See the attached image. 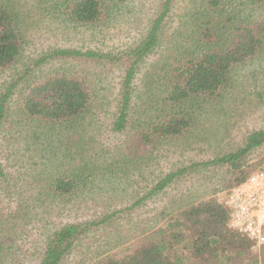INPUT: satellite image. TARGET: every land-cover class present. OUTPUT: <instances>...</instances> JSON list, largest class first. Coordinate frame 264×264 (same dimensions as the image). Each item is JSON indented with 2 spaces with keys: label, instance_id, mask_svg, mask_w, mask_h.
I'll return each mask as SVG.
<instances>
[{
  "label": "trees",
  "instance_id": "16d2710c",
  "mask_svg": "<svg viewBox=\"0 0 264 264\" xmlns=\"http://www.w3.org/2000/svg\"><path fill=\"white\" fill-rule=\"evenodd\" d=\"M50 1L51 4L47 0L24 3L23 0H0V72L22 57L27 44L22 30L26 23L24 12L20 10L23 4L32 2V8L40 14L36 20L44 21L47 17L50 22L66 28L100 30L125 2ZM159 3L157 13L148 18L145 32L126 49L112 53L74 47L49 48L0 85V195L3 198L15 194L14 200L19 201L17 208L22 206L24 201L20 198L24 196L31 208L46 199L60 204L76 195L82 181L88 182L91 178L96 182L105 177L104 173H85L87 164L84 162L80 167L71 168L69 173L58 170L63 167H60L63 155L56 156L54 164L52 162L63 140L61 137L69 138L72 144L71 137L77 134L76 130L108 105L106 94H101L105 89L99 77L73 64L109 63L121 70L111 131L123 133L120 146L128 162L150 156L159 141L185 135L194 127L198 112L228 104L226 97L231 98L232 87L241 86L247 74L252 77L249 93L257 100L255 105L264 107V84L258 76L259 71L264 72V0H193L174 26L172 36L178 39L173 47L175 52L163 51L166 57L150 65L142 76L140 93L136 95L134 79L142 64L154 51L167 49L162 26L171 12L173 0ZM54 61H63L64 65L24 81L26 84L20 87L29 73ZM253 64L257 68L246 72L244 68ZM15 88L19 93L14 96ZM55 129L59 131L54 132ZM62 130H65L63 136ZM21 138L25 139L22 145ZM31 142L38 148L33 152L45 169H40L39 178L36 179L37 174L30 178L24 188L10 185L4 189L2 184H8L7 169L17 162L15 156L21 158L26 152L23 145ZM263 145L264 127L253 128L233 149L203 164L227 165L230 174L223 187L228 189L245 180L264 162V157L257 163H248L246 159L251 151ZM53 147L54 153H51ZM47 169L50 170L46 172ZM185 170L178 168L166 173L145 195L125 207H111L76 222L53 225L45 231L35 264H61L88 233L109 225L120 212L132 209L149 195L163 190ZM228 219L227 208L211 195L186 204L158 227L139 233L140 237L129 246L113 255L100 256L90 264H264V243L257 255L250 240L228 226ZM3 240L0 236V264H11L6 261L10 246Z\"/></svg>",
  "mask_w": 264,
  "mask_h": 264
},
{
  "label": "rangeland",
  "instance_id": "374dc122",
  "mask_svg": "<svg viewBox=\"0 0 264 264\" xmlns=\"http://www.w3.org/2000/svg\"><path fill=\"white\" fill-rule=\"evenodd\" d=\"M25 1L29 0H23V3ZM159 2L160 0H125L113 13L110 18L112 20L107 26L100 27V30L66 28L50 22L47 17L43 19L44 21L36 20L40 14L32 8V2L22 3L20 10L24 12L26 20L22 30L28 41L22 51V57L13 66L0 72V85L23 71L24 65H28L31 60L49 48L74 47L112 53L126 49L145 32L148 18L157 13ZM192 2L193 0H173L171 12L162 26L167 49L159 48L142 64L134 79L136 95L140 93L139 88L143 86L142 76L150 65L166 57L163 51L175 52L173 47L178 39L175 35L172 36L174 26L180 17H184L185 10ZM47 3L52 2L47 0ZM28 9L31 11L26 12ZM60 65H64L63 61L42 64L39 69H35L23 79L20 87L26 84L24 81L35 79ZM73 65L82 71L89 70L94 76L99 77L105 89L101 94H106L108 105L106 104L102 111L95 112L93 118L76 130L77 134L71 137L72 144H69L71 143L69 138L66 140L61 137L63 140L53 155L52 162L54 164L56 156L63 155V164L60 166L63 167L58 170L69 173L71 168L80 167V163L84 162L87 164L85 173H93L92 175L104 173L105 177L96 182L91 178L88 182L82 181L76 195L69 202L61 201L60 204L46 199L45 202H36L35 207L31 208L27 205V197L24 196L20 198L24 201L22 206L17 208L19 201L14 200L15 194L10 198L9 196L3 198L0 195L2 228L0 236H3V241L10 246V255H7L6 261L8 263L10 261L11 264H35L45 231L53 225L76 222L111 207H125L145 195L166 173L178 168H186V170L174 177L163 190L149 195L132 209L120 212L109 225L99 227L94 233H88L89 235L82 238L61 264H90L100 256L113 255L135 242L140 237L139 233L143 234L158 227L186 204L211 195L222 200L223 194L230 189L223 187L225 178L230 174L228 166L203 163L226 150L233 149L241 142L248 130L264 127V107L255 105L257 100H254L249 93L252 77L247 74L241 86L232 87L231 98L226 97L228 104L219 105L215 110H207L208 115H206L207 111L198 112L194 127L185 135L169 141H159L152 148L150 156L131 159L128 162L120 146L123 133L111 131V115L115 108L121 70L109 63L80 62ZM262 65L264 68V63ZM256 68L253 64L244 69L248 72ZM258 76L261 78L260 82L264 84V72L259 71ZM262 88L264 91V85ZM17 93L19 91L15 88L13 95ZM11 107L14 108L12 101ZM57 131L59 129L54 130ZM64 133L65 130H62L61 136ZM24 141L25 139L21 138L19 143L22 145ZM7 147L9 149L10 146ZM23 147L27 148L26 152H23L21 158L15 156L14 161L17 162L7 169L12 177L8 175V184H2L4 189L10 185L11 187L21 185L24 188L30 183V178L33 179L36 174V179L39 178L38 172L40 169H45L37 154L33 152L34 149H38L35 148L34 142ZM51 150L53 151L51 153H54V147ZM263 157L264 145L251 151L246 159L248 163H257ZM10 158L12 159V156ZM118 162L119 164H116ZM262 167L264 162L253 172ZM109 168L112 170L108 171ZM49 170L47 169L46 172ZM26 172L29 176L25 175ZM22 176L27 182L21 178ZM252 249L257 255L261 253V246L253 245Z\"/></svg>",
  "mask_w": 264,
  "mask_h": 264
},
{
  "label": "built area",
  "instance_id": "2783aa9c",
  "mask_svg": "<svg viewBox=\"0 0 264 264\" xmlns=\"http://www.w3.org/2000/svg\"><path fill=\"white\" fill-rule=\"evenodd\" d=\"M219 202L228 210V226L253 245L264 243V167L228 189Z\"/></svg>",
  "mask_w": 264,
  "mask_h": 264
}]
</instances>
